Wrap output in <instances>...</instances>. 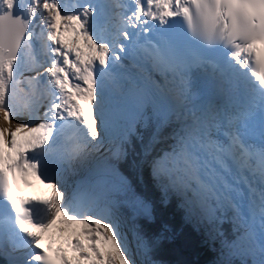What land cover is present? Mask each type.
Masks as SVG:
<instances>
[{"label":"snow or ice","instance_id":"obj_1","mask_svg":"<svg viewBox=\"0 0 264 264\" xmlns=\"http://www.w3.org/2000/svg\"><path fill=\"white\" fill-rule=\"evenodd\" d=\"M0 116L7 264H152L119 194L150 205L115 166L149 129L146 155L171 141L153 179L219 264H264V0H0ZM31 178L51 195H20Z\"/></svg>","mask_w":264,"mask_h":264},{"label":"trees","instance_id":"obj_2","mask_svg":"<svg viewBox=\"0 0 264 264\" xmlns=\"http://www.w3.org/2000/svg\"><path fill=\"white\" fill-rule=\"evenodd\" d=\"M168 131L165 129V133ZM150 136L151 129L144 133L143 143L133 139L134 151L130 149L126 159L115 161L117 170L128 178L135 194L150 205V214L134 211L124 203L128 196L119 194L127 219L140 229L149 245L147 258L152 264H219L224 258L220 239L211 238L202 232L201 225L187 219L180 196L171 191L166 194L153 179L150 160L161 149L167 150L171 141L165 136L146 155L145 145ZM219 230L225 238L230 237L232 224L225 220Z\"/></svg>","mask_w":264,"mask_h":264},{"label":"bare ground","instance_id":"obj_3","mask_svg":"<svg viewBox=\"0 0 264 264\" xmlns=\"http://www.w3.org/2000/svg\"><path fill=\"white\" fill-rule=\"evenodd\" d=\"M146 165V164H145ZM173 195V194H172ZM151 233V232H150ZM145 235V234H144ZM147 235V233H146ZM15 256H19L18 253L14 254ZM150 255V254H149ZM0 264H7V258L5 257L4 254H0Z\"/></svg>","mask_w":264,"mask_h":264},{"label":"rangeland","instance_id":"obj_4","mask_svg":"<svg viewBox=\"0 0 264 264\" xmlns=\"http://www.w3.org/2000/svg\"><path fill=\"white\" fill-rule=\"evenodd\" d=\"M68 2H69V3H71V2H72V0H68ZM219 99H222V98H219ZM219 99H218V100H219ZM218 100H217V101H218ZM217 101H216V102H217ZM20 120H21V118H19V119H18L19 123H20ZM182 205H183V204H182ZM184 211H185V210H184ZM128 221H129V220H128ZM190 221H191V222H193V223H195V222H194V221H192V220H190ZM195 224H196V223H195ZM196 225H197V224H196ZM198 226H199V225H198ZM202 228H203L202 232H204V233H208V232H205V229H204V227H203V226H202ZM153 264H154V263H153Z\"/></svg>","mask_w":264,"mask_h":264}]
</instances>
